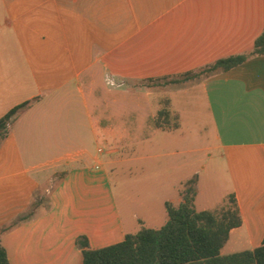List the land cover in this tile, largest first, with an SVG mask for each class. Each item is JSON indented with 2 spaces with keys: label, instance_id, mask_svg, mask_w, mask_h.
<instances>
[{
  "label": "crops",
  "instance_id": "1",
  "mask_svg": "<svg viewBox=\"0 0 264 264\" xmlns=\"http://www.w3.org/2000/svg\"><path fill=\"white\" fill-rule=\"evenodd\" d=\"M263 31L264 0H0V119L35 101L0 144V231L8 227L1 242L10 263L83 264L85 250L138 233L119 208L112 166L169 158L175 177L160 183L165 195L157 199L168 222L166 203L182 204V185L199 171L179 176L188 160L176 151L159 155L158 147L185 135L200 101L209 109L227 197L235 196L243 219L222 255L262 246L264 56L197 79L193 89L147 94L145 101L157 103L152 115L135 95L116 90L115 98L98 99L93 87L107 76L122 88L199 72L252 52ZM164 100L179 116L177 130L155 125Z\"/></svg>",
  "mask_w": 264,
  "mask_h": 264
},
{
  "label": "trees",
  "instance_id": "2",
  "mask_svg": "<svg viewBox=\"0 0 264 264\" xmlns=\"http://www.w3.org/2000/svg\"><path fill=\"white\" fill-rule=\"evenodd\" d=\"M257 56H264V31L256 40L252 52L221 59L199 72L181 77L187 81L205 74L228 72ZM34 102L21 104L0 119V144L9 136L12 123ZM161 105L155 120L156 127L163 131L179 129V116L172 112L170 101L164 100ZM197 185L198 176H195L180 189L182 204L175 206L166 203L169 220L165 226L150 229L142 223L138 233L127 235L120 244L99 250H85L83 264H264V242L252 251L222 255L231 231L243 224L237 200L234 195H230L216 209L198 212L195 209ZM7 229L0 231V264H11L1 242V235ZM86 241L80 239L78 244L88 246Z\"/></svg>",
  "mask_w": 264,
  "mask_h": 264
},
{
  "label": "rangeland",
  "instance_id": "3",
  "mask_svg": "<svg viewBox=\"0 0 264 264\" xmlns=\"http://www.w3.org/2000/svg\"><path fill=\"white\" fill-rule=\"evenodd\" d=\"M209 76L211 75L205 74L201 78L199 76V78L187 81H184V77H175L158 81L131 83L122 88L115 84L111 76H107V78H104L103 85L100 83L101 81L97 80L98 85L93 87V91L98 99L106 93L109 98H115L117 96L116 90H122L125 93L124 95L129 96V98L135 95L139 100L141 98V105L149 109L148 114L152 115L157 110L155 108L157 103L145 101L144 98L147 94L164 98L170 90H177L180 87L193 89L196 83L199 82L197 79H205ZM174 80L180 82L173 83ZM182 84H185V86H180ZM193 106L194 114L183 125L185 135L179 138L171 137L169 142L163 141L158 147V153L163 155L168 151H176L178 153L176 158L188 160V168L179 175L181 177L190 176L194 171H199L200 191L195 201V209L202 212L206 209H216L221 206L229 193V183L222 168L219 153L214 151L216 141L208 106L204 101L194 103ZM93 107H96L95 102H93ZM116 111L117 109L113 107L109 109L110 114L111 112L116 114ZM148 116L150 118V115ZM146 125H152L151 119L146 118ZM111 144L112 148H116L115 141ZM168 159L161 156L159 159L149 162L148 166L121 165L110 168L119 208L124 219L127 221L130 219V222L135 225L136 232L141 230L142 223L150 229H160L167 222L160 218V214L164 209L157 199L165 195L163 192L158 191L160 183L163 185L168 184L175 177V171L171 168L172 166H169ZM172 160H174V157ZM170 193L175 197V193L171 191L167 194L170 196ZM129 214L135 215L136 218L129 217Z\"/></svg>",
  "mask_w": 264,
  "mask_h": 264
}]
</instances>
